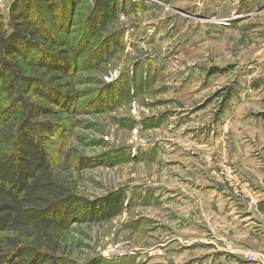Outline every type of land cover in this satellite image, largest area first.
Masks as SVG:
<instances>
[{
    "label": "rangeland",
    "instance_id": "1",
    "mask_svg": "<svg viewBox=\"0 0 264 264\" xmlns=\"http://www.w3.org/2000/svg\"><path fill=\"white\" fill-rule=\"evenodd\" d=\"M12 1L0 0L5 18ZM124 1L122 50L81 73V106L49 144L80 195L122 192L124 207L72 224L63 252L77 264H198L205 249H189L209 239L214 264H264V0ZM108 84L126 94L97 111ZM194 184L238 207L218 214Z\"/></svg>",
    "mask_w": 264,
    "mask_h": 264
},
{
    "label": "trees",
    "instance_id": "2",
    "mask_svg": "<svg viewBox=\"0 0 264 264\" xmlns=\"http://www.w3.org/2000/svg\"><path fill=\"white\" fill-rule=\"evenodd\" d=\"M125 7L124 0H13L7 18L0 14V264H77L61 247L71 225L122 212V192L80 195L49 144L68 133L81 106V73L122 50L117 21ZM125 94L108 84L92 105L100 111Z\"/></svg>",
    "mask_w": 264,
    "mask_h": 264
},
{
    "label": "crops",
    "instance_id": "3",
    "mask_svg": "<svg viewBox=\"0 0 264 264\" xmlns=\"http://www.w3.org/2000/svg\"><path fill=\"white\" fill-rule=\"evenodd\" d=\"M194 186L196 187L195 188V190L196 191H198V192H195L196 193V195H200L201 193L203 194V195H207L208 197H205L206 199L207 198H209L210 200V205H212V207L214 208H216V211L218 212V214L219 213H222V206L224 207L225 206V203H226V206H225V210L227 209V210H230V209H234V207H238L237 205L239 204V203H237V202H235L236 200H234V199H232V198H230L229 200H228V202H225L224 204H221V203H218V200L220 199H223V196H224V193H223V191H221L222 189H220L219 187H216V188H214L216 191L215 192H204V191H200L201 189L200 188H202L201 186H199V185H197V184H194ZM190 188H191V186H190ZM210 188H212L211 186H210ZM191 189H193V188H191ZM208 189V187H205V189L204 190H207ZM250 189V188H249ZM209 190V189H208ZM192 194H194V192H192ZM177 197H178V195H176ZM191 196H193V195H191ZM186 197H188V196H185V198ZM227 201V200H226ZM237 203V204H236ZM206 205H207V203H206ZM236 213H238V209L236 210V212L235 211H229L227 214L228 215H235ZM233 217H236V215L235 216H233ZM168 240V239H167ZM166 240V242L163 244L164 245V247L166 246V244H167V242L169 241H167ZM196 244H193V246H191V248L189 249V250H191L192 252H193V250H194V248H198L199 249V247H201V248H203V249H205V255L202 257L203 259H200V261H199V259H198V257L196 258V261L198 262V264H202V263H211V264H214V262L215 261H213V259H215L214 258V256H213V254L214 253H212V252H210V248H212L213 249V247H212V242L209 240V239H206V240H202L201 241V243H198V242H195ZM214 250V249H213ZM195 252V251H194ZM204 260V261H203Z\"/></svg>",
    "mask_w": 264,
    "mask_h": 264
},
{
    "label": "built area",
    "instance_id": "4",
    "mask_svg": "<svg viewBox=\"0 0 264 264\" xmlns=\"http://www.w3.org/2000/svg\"><path fill=\"white\" fill-rule=\"evenodd\" d=\"M239 193V192H238ZM240 196H241V192H240ZM250 198V201L251 202H254V199H253V197H249Z\"/></svg>",
    "mask_w": 264,
    "mask_h": 264
}]
</instances>
